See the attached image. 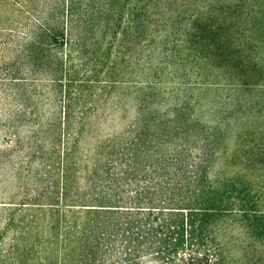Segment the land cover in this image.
Masks as SVG:
<instances>
[{
	"label": "rangeland",
	"instance_id": "rangeland-1",
	"mask_svg": "<svg viewBox=\"0 0 264 264\" xmlns=\"http://www.w3.org/2000/svg\"><path fill=\"white\" fill-rule=\"evenodd\" d=\"M15 2L0 9V67L23 78L0 85V264H203L206 258L210 264L206 246L185 235L188 244L162 252L156 231L165 218L66 204L148 197L151 182L169 180L166 171L157 175L153 168L184 158L196 170L202 161L218 166L221 155L212 156L213 150L223 152L247 127L264 129L254 123L264 115L261 96L201 86L204 75L191 58L156 51L139 64L134 4L122 8L114 34L100 33L104 16L83 24L81 48L68 43L47 50L26 38L34 34L43 42L35 18L60 6L56 0ZM144 80L158 84L155 92L162 95L143 88ZM251 102V124L226 126L225 118ZM175 111L181 130L163 123ZM63 194L66 201L54 208L25 204Z\"/></svg>",
	"mask_w": 264,
	"mask_h": 264
},
{
	"label": "trees",
	"instance_id": "trees-1",
	"mask_svg": "<svg viewBox=\"0 0 264 264\" xmlns=\"http://www.w3.org/2000/svg\"><path fill=\"white\" fill-rule=\"evenodd\" d=\"M15 1L0 0V9ZM17 4L24 8L22 1ZM133 4L136 7L133 24L136 25L139 64L144 58L151 60L156 51L160 55L185 57L187 61L191 58L194 69L204 75L201 86L232 92L241 90L247 96L259 94L264 112V0H56V6H60L57 13H53L54 7L47 14L40 13L39 19L35 18L36 27L44 34L43 42L34 34L27 35L26 41L47 50L68 43L81 48V41L85 40L82 34L86 33L82 32L83 24L94 23L106 16L100 33L105 36L110 30L114 34L122 18V8ZM24 28L31 27L25 25ZM0 73L3 74L0 85L10 79L23 80L15 77L17 72L11 67L1 65ZM140 84L159 94L155 92L158 84L148 80ZM1 93L8 99L5 91ZM252 107L251 102L243 112L225 118L226 126L236 127L232 121L251 124L249 121L255 117ZM169 115L170 120L163 123L171 122L181 130L178 111ZM199 123L211 125L204 121ZM254 123H260L264 128V115L258 114ZM219 125L214 128L220 130ZM211 154L221 155L218 166L202 161V169L196 170L193 165H185L187 159L184 158L177 163H165L162 168H157L158 171L153 168L157 175L166 171L169 180L151 182L149 188L153 193L148 197L137 195L126 198L127 202H122L125 198L104 197L92 202L75 198L66 206L89 207L86 210L123 207L131 208L126 211L136 215L148 218L156 215L158 220L165 218L160 221V230L156 231L164 241V245L159 243L163 253L175 252L180 245L195 238L206 246L212 257L210 264H264V129L259 132L247 127L239 132L231 146L223 152L213 150ZM192 174H196L193 181L187 179V175ZM66 198L63 194L25 204L54 208ZM92 207L96 209H90ZM173 218L178 219L175 223L180 225L177 236L176 224L168 222ZM184 235L189 239L184 240ZM204 261L203 264H209L207 258ZM196 264L201 263L197 261Z\"/></svg>",
	"mask_w": 264,
	"mask_h": 264
}]
</instances>
